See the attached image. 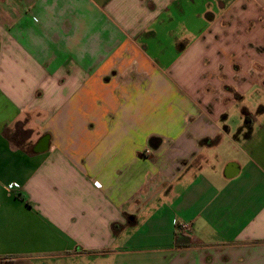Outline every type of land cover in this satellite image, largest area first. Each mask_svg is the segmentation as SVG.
<instances>
[{
    "label": "crops",
    "instance_id": "obj_1",
    "mask_svg": "<svg viewBox=\"0 0 264 264\" xmlns=\"http://www.w3.org/2000/svg\"><path fill=\"white\" fill-rule=\"evenodd\" d=\"M0 264H264V0H0Z\"/></svg>",
    "mask_w": 264,
    "mask_h": 264
},
{
    "label": "built area",
    "instance_id": "obj_2",
    "mask_svg": "<svg viewBox=\"0 0 264 264\" xmlns=\"http://www.w3.org/2000/svg\"><path fill=\"white\" fill-rule=\"evenodd\" d=\"M146 154H149V151L146 150L145 152ZM176 230L179 234L184 235V236H188L190 235V225L186 222H180L177 226H176Z\"/></svg>",
    "mask_w": 264,
    "mask_h": 264
}]
</instances>
